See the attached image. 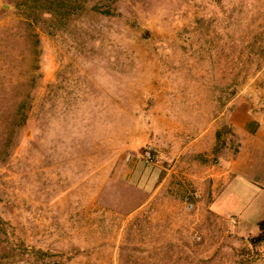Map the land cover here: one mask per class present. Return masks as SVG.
Returning <instances> with one entry per match:
<instances>
[{
  "label": "rangeland",
  "instance_id": "1",
  "mask_svg": "<svg viewBox=\"0 0 264 264\" xmlns=\"http://www.w3.org/2000/svg\"><path fill=\"white\" fill-rule=\"evenodd\" d=\"M17 1L0 0V264H264L181 164L216 125L202 161L234 156L239 109L264 145V0H61L37 21Z\"/></svg>",
  "mask_w": 264,
  "mask_h": 264
},
{
  "label": "crops",
  "instance_id": "2",
  "mask_svg": "<svg viewBox=\"0 0 264 264\" xmlns=\"http://www.w3.org/2000/svg\"><path fill=\"white\" fill-rule=\"evenodd\" d=\"M239 110L232 113L231 125L233 131L239 135V149L234 156L230 155L224 158L223 161L217 164L203 162V157L212 156L217 145V125L208 130L201 132L183 148L185 153V160L182 166L185 168L183 172L188 181H192L195 186L205 194L206 192H214V207L224 217H230L232 220H237L235 227V234H239L241 238L249 235L258 234L260 232V223L264 220V209L259 214L257 221L250 223L242 221L240 218L244 209L238 202L239 194L246 192L248 188L256 187L255 190H248L251 194H264V145L260 135H254L256 123L251 121L249 116H239ZM208 137V139H207ZM174 163L171 172L174 171ZM191 165L198 166L201 171L199 173H192ZM157 169V168H156ZM169 177L163 178L155 192L169 183ZM247 182L248 184H245ZM191 183V182H190ZM232 196V198H231ZM235 199V200H233ZM225 200L227 201L225 203ZM224 202V203H223ZM250 202L248 203V206ZM247 206V207H248ZM255 209V208H254ZM256 210V209H255ZM231 220V221H232ZM256 224V225H255ZM253 231L252 228H254Z\"/></svg>",
  "mask_w": 264,
  "mask_h": 264
},
{
  "label": "trees",
  "instance_id": "3",
  "mask_svg": "<svg viewBox=\"0 0 264 264\" xmlns=\"http://www.w3.org/2000/svg\"><path fill=\"white\" fill-rule=\"evenodd\" d=\"M61 0H19L16 2L15 7L19 12L27 15L33 21H37L40 14L46 9H55ZM58 8V7H57ZM0 229H4L3 220L0 217ZM253 245L264 244V220L260 223L259 234L251 239ZM41 252V251H40ZM7 255L5 250L0 249V258Z\"/></svg>",
  "mask_w": 264,
  "mask_h": 264
},
{
  "label": "built area",
  "instance_id": "4",
  "mask_svg": "<svg viewBox=\"0 0 264 264\" xmlns=\"http://www.w3.org/2000/svg\"><path fill=\"white\" fill-rule=\"evenodd\" d=\"M139 157H141V159L145 160V161H149L152 162L155 160L156 158V154L153 150H146L142 153L138 154ZM199 197V192H197V190H194L192 192H190L189 196L187 197V209L191 210L195 207V199Z\"/></svg>",
  "mask_w": 264,
  "mask_h": 264
}]
</instances>
